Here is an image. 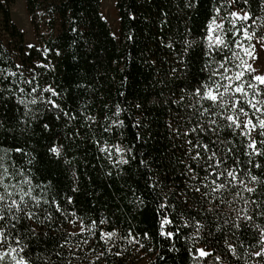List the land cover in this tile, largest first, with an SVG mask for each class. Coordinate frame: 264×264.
Returning <instances> with one entry per match:
<instances>
[{
  "label": "trees",
  "instance_id": "16d2710c",
  "mask_svg": "<svg viewBox=\"0 0 264 264\" xmlns=\"http://www.w3.org/2000/svg\"><path fill=\"white\" fill-rule=\"evenodd\" d=\"M114 1L118 37L101 14V0H25L37 46L25 43L12 20L15 0H0V150H8L6 164L32 181V195L41 201L33 219L18 214L13 235L27 245L30 264L57 262L72 220L90 229L105 264H138L130 259L135 250L148 257L142 264H264V257L252 255L260 249L249 247L258 230L232 228L234 209L243 203H221L220 193L203 186L211 177L202 183L206 165L192 160L195 151L186 143L215 139L199 129L190 133L200 120L197 108L208 106L193 94L207 77L203 37L214 8L220 16L243 8L264 17V0H238L231 8L222 0H191L195 7L186 6L189 0ZM185 41L193 42L187 50ZM49 86L59 96L43 91ZM220 136L246 159L238 134L229 136L225 128ZM105 145L111 156L100 151ZM114 145L125 149L127 164L117 163ZM229 165L231 159L222 167ZM165 217L172 221L164 226L171 238L160 235ZM254 223L264 226V217ZM112 231L117 235L105 243L102 233ZM199 248L211 255L197 260ZM37 254L44 261H36Z\"/></svg>",
  "mask_w": 264,
  "mask_h": 264
},
{
  "label": "snow or ice",
  "instance_id": "6c2138e0",
  "mask_svg": "<svg viewBox=\"0 0 264 264\" xmlns=\"http://www.w3.org/2000/svg\"><path fill=\"white\" fill-rule=\"evenodd\" d=\"M222 2L231 8L233 4L238 3V0H222ZM243 3L247 5L248 0H243ZM186 6L195 7V4L189 0ZM220 11V7L214 8L215 15L206 25L203 37L206 44L204 51L206 62L201 71H205L207 77L193 94L198 97V103L207 101L208 106L204 107L201 104V107L197 108L200 120L195 127L190 129V133H197L198 129L204 134L211 132L215 136V139L210 137L211 145L216 147L203 143L199 137L195 143L192 140H187L186 143L191 146L189 153L195 151V155L191 157L192 160H203L206 165L203 169L205 175L202 183L211 177L210 182L203 186L206 189L210 188L213 194L220 193L217 199L221 203L229 205L234 202L243 203L244 207L234 209L236 218L232 221V228L242 231V224L244 227H255L258 230V237L255 238L256 242L250 244L249 247L260 249L252 255L264 257V226L254 223L256 217H264V187H260L264 186V171L259 175L253 171V169H264V165L257 159H264V72H258L257 67L250 63L257 59L256 44L252 41L255 40L261 47H264V32L257 35L260 29L264 28V17L255 16L243 8L239 11H229L226 16H220ZM225 21L229 25L227 28ZM192 43L185 41V50L190 48ZM26 83L30 84L31 81H26ZM20 91L24 90L21 88ZM32 91L35 92L36 88ZM43 91L51 93L52 96H59V93L50 86ZM35 102V99L31 101V103ZM47 103L53 108H60V105L52 99H49ZM206 114L207 120L204 119ZM64 115L68 116V113ZM217 117L225 123L218 124ZM225 128L228 129L229 136L238 134L242 138L240 143L246 159L241 160L240 149L235 147L229 137L220 136V132ZM190 133L183 134L187 136ZM113 147L116 153L121 154V159L117 163L127 164L128 160L122 155L125 149L119 145ZM201 149L204 153L210 154L202 157ZM15 151L22 152L23 149L17 148ZM50 151L57 156L60 155L58 148L53 147ZM100 151L107 152L111 156L112 148L105 145L100 148ZM7 154L8 150H0V249H4L0 251V264H5V262L6 264H30L33 256L25 252L27 245H21L11 229H15L20 222L19 213H24L29 220L33 219L37 212L32 209H39L41 201L32 195V181L25 177L14 164H6ZM228 159L232 160V165L222 167ZM189 171H193L191 166H189ZM18 176L22 178L16 179ZM195 190L199 192L200 188L197 187ZM225 192L230 195L227 200L223 196ZM204 195L207 196L208 193L205 192ZM44 202L47 203V201ZM251 205H255V208L250 207ZM160 207L164 208L165 205L161 204ZM171 224L172 221L165 217L160 222V235L173 237V232L164 231V226ZM116 235L115 231L102 233L101 239L107 243ZM231 235L236 237V232H232ZM225 242L227 243V239ZM228 249L233 256H237L236 247L233 244L229 243ZM197 252V260L211 255L203 248L197 249ZM56 255L59 256L60 253L57 252ZM239 258L237 256V259ZM44 259L39 254L35 257L36 261H44ZM216 259L219 261L220 257L217 256Z\"/></svg>",
  "mask_w": 264,
  "mask_h": 264
},
{
  "label": "rangeland",
  "instance_id": "374dc122",
  "mask_svg": "<svg viewBox=\"0 0 264 264\" xmlns=\"http://www.w3.org/2000/svg\"><path fill=\"white\" fill-rule=\"evenodd\" d=\"M101 14L109 23L113 35L118 37L119 23L115 1L101 0ZM11 17L15 24L24 32L25 43L38 46L39 43L30 23L25 0H15L11 6ZM218 22L220 21L218 20ZM252 43L256 44L255 55L257 59L250 61V63L257 67L258 72H264V47H261L255 40ZM66 231L69 233L70 238L62 242L64 251L58 256L57 262L53 264H105V258L102 257V252L98 250V244L95 243L90 229L84 227L79 221L72 220ZM135 251H133V257L130 259L138 262V264L144 263L148 257L143 252L137 254ZM132 260H129V262L131 263Z\"/></svg>",
  "mask_w": 264,
  "mask_h": 264
}]
</instances>
